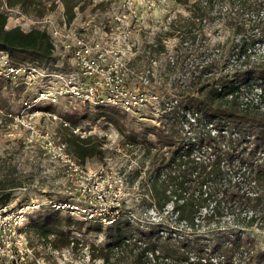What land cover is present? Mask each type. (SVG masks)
<instances>
[{
  "label": "trees",
  "instance_id": "trees-1",
  "mask_svg": "<svg viewBox=\"0 0 264 264\" xmlns=\"http://www.w3.org/2000/svg\"><path fill=\"white\" fill-rule=\"evenodd\" d=\"M81 1L63 0L69 21L74 19V8ZM176 1L188 7L190 15L171 22L168 34L179 38V47L188 41L192 44L191 57L199 59V69L191 72L187 85L170 88L171 103L159 102L163 113L153 134L161 148L173 151L170 161L159 165L158 170L171 166L177 170L153 186L164 199L162 205L155 206L158 219L152 217L145 221L133 212L118 213L108 227L116 233L103 259L107 263L112 258L117 262L127 260L126 264H264V255L254 249L256 237H251L245 229L221 223L225 216L221 203L228 198L224 193L228 189L221 191L223 180L229 174L226 163L236 164L233 176L244 178H255L252 168H259L264 182V0ZM225 1L233 5H230L232 15H227L225 21L230 30L227 40L230 45L213 47L207 42L206 33L196 31L197 20H210L216 6ZM6 3L9 8L19 5L25 12L40 6L39 0H7ZM7 21L8 14L0 12V52H6L11 63L48 64L56 60L45 31L8 29ZM257 44L261 48H256ZM235 49L239 52L238 58L235 53H227ZM170 68L169 64L167 69L170 71ZM253 86L261 87L260 92L249 100L245 94ZM115 114L112 112L109 119L124 134L126 144H138L142 134L148 133L125 132ZM100 117L89 113L68 114L63 118V141L80 162L104 157L101 138L75 132L83 120L95 122ZM148 142L147 149L156 150V143ZM157 155L154 152V157ZM256 156H260L259 160L251 161ZM135 173L139 176L141 171L137 169ZM8 186L6 180L0 182V191L12 188ZM169 186L173 190L168 194ZM256 190L243 196L251 210L250 225L258 218L264 224V189ZM9 200L10 193L0 194V206L7 205ZM170 201L173 202L171 221L163 217L164 204ZM68 219L54 212L39 217L33 224L45 237L55 232L57 243L65 247L74 242L64 229ZM91 230L101 232L102 226Z\"/></svg>",
  "mask_w": 264,
  "mask_h": 264
},
{
  "label": "rangeland",
  "instance_id": "rangeland-1",
  "mask_svg": "<svg viewBox=\"0 0 264 264\" xmlns=\"http://www.w3.org/2000/svg\"><path fill=\"white\" fill-rule=\"evenodd\" d=\"M6 1L0 0V12L8 14L7 28L20 27L25 32L33 29L44 31L42 24L37 21L46 17L59 18L65 11L63 0H39L40 6L31 8L29 12H25L19 5L9 8ZM95 1L100 0H83L76 6L78 14H75L74 19L77 17L78 24L87 22L91 18L99 23L101 18L108 13L110 3L118 0H105L107 2L98 3L97 6L94 5ZM230 5L233 7L229 1H225L224 4L219 3L211 14L210 20L209 18L200 22L197 20L196 31L206 33L207 42H210L213 47H218L219 44L230 45V41H227L230 38V30L225 24L226 16L232 15ZM237 5L238 3L235 4L236 7ZM177 15H180L178 19L189 17L188 7L176 1L168 7L161 5L153 14L152 19L142 25L134 26L132 34L127 39L133 44L134 52L133 54L127 53L123 56L124 59L132 61L138 57L135 67L146 71L145 74L139 72L140 77L136 76L134 79L129 77V71L125 73V80L129 83L127 88L140 95L144 93L143 97L148 101L146 104L143 103L138 112L127 113L117 108L104 106L86 107L76 102L67 105V100H63L57 106L37 103L30 107L28 103H32L37 89L41 88L45 82L43 77L37 73L34 77L20 76L11 81L6 76H1L0 182L3 183L6 180L8 187L12 188L0 191V194L10 193L7 205L17 206L31 200L47 198L57 201L71 200L79 205L90 204V201H93V205H97L98 208L109 209L112 206H120V214L133 212L136 217L145 221L152 217L159 218L155 206L162 205L164 199L161 192L154 191L153 186L156 182L161 183L162 180H167L169 173L173 175L174 170H177L174 166L169 169L163 167L162 171L157 168L161 164L166 165L173 154L169 148H161L157 144V137L153 134L155 128L159 127L157 120L163 113L159 102L171 103L173 95L170 93V88L173 85H187L191 72L195 68L199 69V59L191 57L192 44L188 41L179 47V38L168 34L169 22L177 18ZM214 17L221 18L215 19ZM35 21L37 23H34ZM153 43L156 45L151 46ZM115 44L122 50L125 47L123 40H117ZM255 47L261 48L258 44ZM228 52L235 53L234 56L238 58L239 52L236 49L227 50ZM61 53L57 51L55 61L39 64L38 69L41 72L44 69L64 70L60 66L63 65ZM4 57H8L6 52L3 57L0 55V70L6 63ZM170 57L174 58L175 63L171 62L169 71L167 68ZM67 63H70V60H65V69ZM148 70L152 71L150 82L144 77L148 75ZM135 82L149 86L145 90H139ZM260 88L253 86L245 96L249 100L255 98ZM112 112L121 119V127L125 132L133 131L136 134H142L148 131V133L142 134L138 144H126L124 134L109 119L112 117ZM89 113L101 115V117L95 122L83 120L76 129V133L84 136L97 135L104 141L105 154L102 158L101 156L89 158L83 163L68 149L66 152L82 164L76 171L62 159H55L54 153L47 152L45 145L49 141L64 143L62 129L65 115ZM148 141L156 143V150L147 149ZM154 152L158 153L157 157H154ZM259 157H253L251 161L259 160ZM225 168L229 174L227 179L223 180L224 188H221V191L228 189L227 193L224 192L228 198L221 203L222 212L225 214L221 223L245 229L251 237H256L254 249L262 256L264 255V224L259 218L252 225L249 224L251 210L247 208L248 201L243 196L252 193L255 189L256 191L264 189V182L261 178L263 173L259 168H252L255 178L252 179L251 176L244 178L239 175L233 176L232 172L237 169L236 164L230 166L226 163ZM137 169L141 171L139 176L135 173ZM13 183H18V186L13 187ZM167 189L168 194L169 190H173L171 186ZM102 191H107V196L99 200L97 195ZM233 193L234 196H232ZM114 197L116 199H113ZM172 206V201L165 202L163 210V217L170 221L171 217L173 218ZM54 212H59L64 218H70L68 225L64 226L67 235L71 241H74L69 246L64 247L61 243H57L55 232L45 237L33 224L38 221L39 217ZM100 225L102 226L101 232L91 230V227L98 228L101 227ZM109 226L85 221L80 215L70 216L64 211H52V209L45 208L33 215L27 234L33 253L39 259L40 264H126L127 260L117 262L112 258L107 263L103 259L108 244L111 243L116 233V230L108 228Z\"/></svg>",
  "mask_w": 264,
  "mask_h": 264
},
{
  "label": "built area",
  "instance_id": "built-area-1",
  "mask_svg": "<svg viewBox=\"0 0 264 264\" xmlns=\"http://www.w3.org/2000/svg\"><path fill=\"white\" fill-rule=\"evenodd\" d=\"M176 0H118L110 3L109 11L99 23L94 18L78 24L77 17L69 21L65 11L59 18L46 17L38 23L42 24L43 30L49 35L53 46V52L61 51L64 70L44 69L41 72L39 64L28 63L15 65L8 57L5 60L1 76H6L11 81L20 76L34 77L37 73L45 81L42 87L37 89L36 97L28 106L37 103H45L53 106L61 102L67 105L82 104L83 106L113 107L122 112H138L143 103L146 104L143 94L140 95L127 88L129 83L125 80V73L129 71L130 78H139V72L146 71L135 67L138 57L132 61H126L123 56L133 54L134 46L127 39L132 34V28L142 25L153 18L158 7H168ZM105 0L95 1L104 4ZM177 2V1H176ZM75 7V14H78ZM128 13V15L126 14ZM177 18L171 20L170 23ZM36 21L34 23H37ZM123 40L125 47L116 46L115 41ZM156 43H153L154 46ZM57 50V51H56ZM2 57L4 52H0ZM67 70L64 68L65 60ZM172 60V61H171ZM175 63L170 57L169 64ZM144 77L150 82L152 71L148 70ZM134 73V74H132ZM137 88L145 90L148 84L135 82ZM51 115V114H50ZM12 116V114H11ZM65 125L68 123L65 122ZM76 132V130H75ZM49 153H54L55 159H62L73 170H79L80 164L74 157L69 155L68 146L64 142L49 141L45 145ZM67 151V152H66ZM107 191L98 193L99 200L106 197ZM113 199H116L114 197ZM90 201L85 205H79L75 201H57L54 199H35L20 203L17 206H0V264H40L39 259L33 253L29 243L28 228L31 218L39 210L49 208L56 211H64L71 216L78 217L89 222L102 225H112L116 220L119 210L112 211V206L98 208Z\"/></svg>",
  "mask_w": 264,
  "mask_h": 264
}]
</instances>
